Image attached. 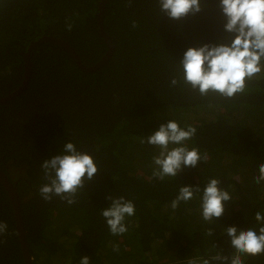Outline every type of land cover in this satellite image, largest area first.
<instances>
[{
	"label": "trees",
	"instance_id": "16d2710c",
	"mask_svg": "<svg viewBox=\"0 0 264 264\" xmlns=\"http://www.w3.org/2000/svg\"><path fill=\"white\" fill-rule=\"evenodd\" d=\"M98 2L0 0V98L20 85L27 47L41 36L64 40L83 65L95 64L106 50L96 26ZM218 5L219 0H202L199 13L175 20L160 13L157 0H105L102 27L113 51L94 72L81 71L50 42L30 51L25 87L0 105V170L19 198L32 264H79L84 256L91 264H187L195 256H231L235 250L223 230L257 226L264 184L252 176L264 162V77L230 99L169 83L180 78L179 61L189 47L225 41L226 19ZM170 119L197 128L189 144L208 159L174 178L150 179L155 149L140 138ZM69 140L94 157L98 172L75 204L59 197L45 201L38 191L45 182L40 166L61 154ZM210 177L219 178L232 196L214 223L201 218L199 194L174 211L169 207L179 187L203 189ZM109 195L135 204L122 237L111 236L100 215ZM0 222L8 226L0 235V264H23L1 185ZM241 259L264 264V254Z\"/></svg>",
	"mask_w": 264,
	"mask_h": 264
},
{
	"label": "clouds",
	"instance_id": "9594fccd",
	"mask_svg": "<svg viewBox=\"0 0 264 264\" xmlns=\"http://www.w3.org/2000/svg\"><path fill=\"white\" fill-rule=\"evenodd\" d=\"M132 0H129L131 4ZM159 11L170 19L181 20L189 14L195 15L202 10V0H157ZM226 19L224 30L228 33L225 41L218 44H204L189 47L179 61L180 78L172 77L170 86H187L201 96L216 93L224 98H233L245 92L247 83L255 78L264 77V0H219L218 5ZM69 29L71 24L68 25ZM136 27V22H132ZM197 135V128L191 124L181 125L175 119L161 124L147 138H140L141 144L153 146L150 179L164 180L174 178L185 167H196L198 162L207 161L206 153L189 142ZM44 183L39 187V195L45 201L54 197L68 205L77 202L78 193L85 183L93 180L98 172L94 157L81 151L72 141L64 143L61 154L45 160L40 166ZM252 181L264 184V162H260ZM221 180L210 177L203 189L182 186L171 200L169 207L174 211L182 202L187 203L199 194L200 215L206 223H214L222 216L224 203L232 196L221 187ZM109 207L101 210L108 231L113 237H122L128 230L127 218L135 215V204L124 195H109ZM256 225L247 230L230 226L223 231L230 239L235 250L231 256L216 253L204 258L192 257L187 264H243L242 256L264 254V210L257 211ZM7 224L0 222V235L7 231ZM210 228L207 235L211 236ZM118 251V245H113ZM79 264H91V258H80Z\"/></svg>",
	"mask_w": 264,
	"mask_h": 264
},
{
	"label": "water",
	"instance_id": "95a60500",
	"mask_svg": "<svg viewBox=\"0 0 264 264\" xmlns=\"http://www.w3.org/2000/svg\"><path fill=\"white\" fill-rule=\"evenodd\" d=\"M104 5H105V0H99L98 5H97V13H96V26H97V31H98L99 36L102 38L103 42L105 43L106 50L103 56L95 64H93L92 66H88V67L83 65L78 54L75 52V50L64 40L57 38L55 36H41L37 40L31 41L27 47V51L24 55L23 78H22L20 85L16 88V90L13 93L3 98H0V105L14 99L17 95L20 94V92L25 87L28 81V78H29V63H28L29 54H30V51L34 47L38 46L39 44L50 42V43L59 45L70 55L75 65L83 72H94L97 69L103 67L110 59L112 51H113V45L111 42V38L105 33L102 27V15H103ZM0 185L3 187L4 191L6 192L9 198L10 204H11V209H12L13 219H14V224H15V231H16L19 246H20L23 264H32V259L30 256L29 248L27 246V241L25 238V232H24L22 219H21L20 201L15 191L14 185L9 182L8 178L3 174L1 170H0Z\"/></svg>",
	"mask_w": 264,
	"mask_h": 264
}]
</instances>
